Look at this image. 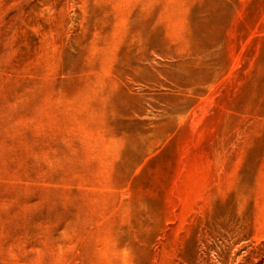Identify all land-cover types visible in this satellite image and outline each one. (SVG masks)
I'll use <instances>...</instances> for the list:
<instances>
[{"label": "rangeland", "instance_id": "rangeland-1", "mask_svg": "<svg viewBox=\"0 0 264 264\" xmlns=\"http://www.w3.org/2000/svg\"><path fill=\"white\" fill-rule=\"evenodd\" d=\"M0 264H264V0H0Z\"/></svg>", "mask_w": 264, "mask_h": 264}]
</instances>
